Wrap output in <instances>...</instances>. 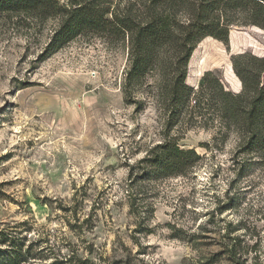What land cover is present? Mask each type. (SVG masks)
I'll use <instances>...</instances> for the list:
<instances>
[{
	"label": "rangeland",
	"instance_id": "374dc122",
	"mask_svg": "<svg viewBox=\"0 0 264 264\" xmlns=\"http://www.w3.org/2000/svg\"><path fill=\"white\" fill-rule=\"evenodd\" d=\"M52 25L0 11V264H264L257 159L236 163V136L192 129L179 145L199 165L146 175L139 160L166 137L153 102L137 112L127 98V42L81 37L46 54ZM245 52L264 58L263 29L205 39L187 83L215 72L239 93L232 57Z\"/></svg>",
	"mask_w": 264,
	"mask_h": 264
},
{
	"label": "trees",
	"instance_id": "16d2710c",
	"mask_svg": "<svg viewBox=\"0 0 264 264\" xmlns=\"http://www.w3.org/2000/svg\"><path fill=\"white\" fill-rule=\"evenodd\" d=\"M0 11L52 22L46 54L81 37L127 42V98L137 112L153 102L166 137L139 160L146 175L187 177L202 161L195 149L179 145L192 129L215 131L217 142L236 136L235 162L246 156L264 167V58L249 52L232 57L239 93L215 72H206L198 88L187 83L191 57L205 39L228 44L234 26L264 30V0H0Z\"/></svg>",
	"mask_w": 264,
	"mask_h": 264
},
{
	"label": "water",
	"instance_id": "95a60500",
	"mask_svg": "<svg viewBox=\"0 0 264 264\" xmlns=\"http://www.w3.org/2000/svg\"><path fill=\"white\" fill-rule=\"evenodd\" d=\"M237 93V92H236Z\"/></svg>",
	"mask_w": 264,
	"mask_h": 264
}]
</instances>
